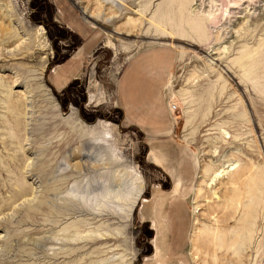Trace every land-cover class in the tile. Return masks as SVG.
I'll use <instances>...</instances> for the list:
<instances>
[{
    "label": "rangeland",
    "instance_id": "obj_1",
    "mask_svg": "<svg viewBox=\"0 0 264 264\" xmlns=\"http://www.w3.org/2000/svg\"><path fill=\"white\" fill-rule=\"evenodd\" d=\"M148 50L163 105L128 114ZM239 168L264 194V0H0V264H264L220 255Z\"/></svg>",
    "mask_w": 264,
    "mask_h": 264
},
{
    "label": "bare ground",
    "instance_id": "obj_2",
    "mask_svg": "<svg viewBox=\"0 0 264 264\" xmlns=\"http://www.w3.org/2000/svg\"><path fill=\"white\" fill-rule=\"evenodd\" d=\"M12 41H13V37L10 35V37H4L1 43L2 42L11 43ZM212 166L213 165L211 164L209 169L207 167L203 171V176H202L203 183L208 182L209 180L208 173L219 172L218 171L219 167H217L216 169H213L214 167L212 168ZM222 166L223 168H226V165H224V163L222 164ZM230 166H233V169L231 170H234L237 167V166L235 167L233 164H230L227 168H229ZM244 171H245L244 168H239V170L233 172L234 174L231 172L232 174L230 176H231V180L233 179L231 181L233 183V186L231 187L228 186L224 194V198L222 201L223 203H221L222 207L220 208L218 206L220 208L219 217H220L221 225L217 224V226H222L220 228L218 227V229H221V232H224L221 234L219 233L220 235L217 233L218 234L217 238L219 240L218 242L223 247L221 252L220 250H218L220 252V255L223 256V259L221 257L222 261L229 260V259L231 260L235 257L237 253L234 252L232 248L234 245H237V244L238 246H240V248L237 246L238 249L241 250V256L238 254L241 257L240 261H245L247 259L246 258L247 254L250 253L252 250H254V247H256V250L258 253L262 249L263 238H264V194H263V187H262L263 182H261V177H260L259 172L257 173L255 172L257 174L256 176H253L251 174L252 177H250L251 176L250 175L249 178H244L243 174L244 175L246 174L244 173ZM238 173H243V174L237 175ZM215 177H217V175H215ZM136 181H137L138 186H137V191H136L134 200L132 204L130 203L131 204L130 209H129L130 215L133 212L136 206V203L141 199V196L143 194V181L141 177L140 178L138 177ZM226 226L227 227L233 226L234 230L233 231L228 230L227 232H225L224 229L227 230ZM234 249H235V246H234ZM238 249H236V251ZM237 258L239 257L237 256Z\"/></svg>",
    "mask_w": 264,
    "mask_h": 264
},
{
    "label": "crops",
    "instance_id": "obj_3",
    "mask_svg": "<svg viewBox=\"0 0 264 264\" xmlns=\"http://www.w3.org/2000/svg\"><path fill=\"white\" fill-rule=\"evenodd\" d=\"M156 52L157 50H148L138 53L123 70L119 82V98L127 103L123 105L128 114L132 108L154 109L163 105V84L170 65L167 59L158 63L156 56L159 55H155ZM153 59H155L154 64L151 62ZM154 70L158 73L149 75ZM130 116L133 117L131 114Z\"/></svg>",
    "mask_w": 264,
    "mask_h": 264
}]
</instances>
